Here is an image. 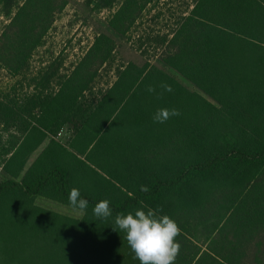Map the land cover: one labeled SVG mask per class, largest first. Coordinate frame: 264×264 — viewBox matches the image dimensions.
<instances>
[{"label": "trees", "instance_id": "16d2710c", "mask_svg": "<svg viewBox=\"0 0 264 264\" xmlns=\"http://www.w3.org/2000/svg\"><path fill=\"white\" fill-rule=\"evenodd\" d=\"M159 1L85 4L96 12L115 7L106 23L127 40ZM190 1L174 30L155 35L148 44L170 74L148 64L127 63L115 68V82L99 90L102 97L97 100L94 81L117 48L114 39L97 34L64 73V58L57 57L28 81L25 92L18 93L20 88L0 93V166L12 177L18 170L8 165L17 160L22 137L39 138L35 145L21 147L19 169L48 130L56 135L60 125L70 123L76 139L89 128L86 144L71 145L87 161L103 127L98 113L103 110L107 122L123 106L133 107L127 132L144 147L132 145L130 137L109 146L104 165L98 161L101 154L90 160L88 170L96 181L90 194L80 193L88 200L87 208L80 210L82 218L54 215L61 222L58 245L65 248L57 264H139L125 233L112 229L117 214L137 209L177 222L181 248L175 264H264V0ZM66 5L67 0H0V17L8 21L0 31V72L26 75ZM161 83L171 85L172 91L159 96ZM150 85L154 93L146 90ZM158 108L177 109L180 115L156 123L152 117ZM121 143L125 149L120 160L114 149ZM54 157L52 166L32 182L0 181V207L14 202L39 211L32 203L37 196L71 206L68 194L75 186L67 184V177L79 171ZM142 185L148 191H141ZM105 199L112 215L98 219L93 208ZM6 255L5 248L0 257Z\"/></svg>", "mask_w": 264, "mask_h": 264}, {"label": "rangeland", "instance_id": "374dc122", "mask_svg": "<svg viewBox=\"0 0 264 264\" xmlns=\"http://www.w3.org/2000/svg\"><path fill=\"white\" fill-rule=\"evenodd\" d=\"M187 5H191L190 0H160L151 13L144 15L140 26L134 32L129 33L130 40H126L124 37H119L112 32L106 23L108 15L115 10V7L110 12L107 10L96 12L94 7L85 4V0H67L65 9L56 18L52 30L46 37V45L40 48L31 59L26 75L12 77L6 72H0V93L4 94L12 89L20 90V88H22V91H18V93L25 92V90H28L26 86L28 81L33 77H38V71L44 68L48 61L57 57L64 58V65L61 69V73H64L65 68H69L87 51L97 34H105L111 37L115 40L117 46L112 60L99 71L94 81V93L99 98L97 100L102 97L99 90H105L107 86L109 87L115 82V68L124 66L127 63H133L140 67L148 64L149 66L161 68V70L170 74L171 71L163 67L157 59L158 51L148 47V44L150 38L155 35L166 34L174 30L176 19L180 13L185 11ZM156 14L159 15L156 16ZM6 24H8V21L0 17V31ZM147 39H149L148 42ZM140 45L141 47H139ZM178 80L183 86L191 89L182 79ZM29 90L32 92L33 89L30 88ZM89 99L86 98L85 102L89 103ZM132 114L133 107L128 105L123 106L111 115L107 122L105 121L106 114L104 111L101 110L98 113L99 120L97 121L103 122V127L96 142L89 148L92 150L94 146V150L90 154V160H98V154H101V160L98 161L104 165L106 157L103 158V155L107 150L109 151V146L130 137L134 138L132 145L137 143L140 145L139 147H144V142L137 141L134 133V136L128 133L131 129L129 123ZM86 128H88V125ZM88 129L84 131L85 136L82 135L75 139L76 131L73 129L72 124L65 123L60 125V129L54 137L65 144L68 141L71 145L79 144L83 146L89 141ZM47 133L52 134L49 130ZM30 142L31 139H28L25 148ZM119 145L118 148L114 149V156L119 157L121 160L125 148H123V143ZM67 146L73 153L75 152V155L78 154L75 146ZM108 151L106 152L107 155ZM59 158L64 160L61 156ZM90 160L87 161L90 162ZM76 172H78L77 175L80 178H82L84 172V179L86 185L89 182V188L88 185L87 188L90 190V186L96 180L90 176L89 170L85 169L82 172V169L77 167ZM5 174L0 166V181L6 179ZM97 184L99 183L97 182ZM103 186L104 181L101 182V187L103 188ZM32 200L33 205L40 208L39 211L32 212L27 205L23 207L21 204H15L14 202H6L3 207H0V255L3 254L5 248L7 253L5 259L0 257V264H57L61 260L60 257H63V249L65 248L63 244L58 245L60 240L57 239L59 235L57 229L61 222L54 215L75 219H80L83 216V213L76 208L71 211L61 208V205H50L46 200H44L45 202L35 201L34 198Z\"/></svg>", "mask_w": 264, "mask_h": 264}, {"label": "clouds", "instance_id": "9594fccd", "mask_svg": "<svg viewBox=\"0 0 264 264\" xmlns=\"http://www.w3.org/2000/svg\"><path fill=\"white\" fill-rule=\"evenodd\" d=\"M163 92H171L172 87L167 83H161ZM149 93H154L156 89L148 86ZM177 109L158 108L152 119L156 123H165L173 116H179ZM141 191H148L146 186H141ZM69 204L81 211L88 206V200L81 198L80 190L72 188L68 194ZM93 214L98 219L107 220L112 215L110 202L105 199L99 201L93 208ZM112 229L118 228L125 233V240L133 253V259L139 264H175L180 253L181 245L176 241V237L181 234L177 222L168 215H157L152 210L137 209L133 213L117 214Z\"/></svg>", "mask_w": 264, "mask_h": 264}, {"label": "crops", "instance_id": "0c3cea01", "mask_svg": "<svg viewBox=\"0 0 264 264\" xmlns=\"http://www.w3.org/2000/svg\"><path fill=\"white\" fill-rule=\"evenodd\" d=\"M9 134H14L13 132L9 133ZM55 135L53 134H48L45 133V136L43 138H41V142L38 143L37 147L34 149V151H32V153L29 155V157H27L25 159V162L22 165V168L19 169V165L20 163L24 160V153L21 152V147L25 144L29 138L27 137H22L19 141V156L17 158V160H15L14 162H11L8 166V168H10L11 170H13V172L16 170H18V175L16 177H12V174L9 173V171H5V176L7 179H14V181L16 182H21L23 179L27 178L29 182H32V179L35 175L39 174L40 172L46 170L51 162L54 160V156H56V158H59V156H61L64 161L62 160V162L60 161V163L62 165H66L67 163L71 165V167H74L73 164L76 167H79L80 169H82V172L84 171L83 169V164H85L87 166V169L89 167H91L90 163L88 161H85V156L79 154V152L77 151L78 154L75 155V152L73 153L72 150L68 149L69 146L71 144L66 141V144L62 141H59L57 138L54 137ZM8 135H4L3 136V142H5V140H7ZM38 134L36 136V138L31 139V142L28 143L27 146H31V145H35L36 144V140L38 139ZM38 141V140H37ZM79 146V145H77ZM59 155V156H58ZM70 155V156H69ZM54 157V158H53ZM73 157H76V161H74ZM100 156H98L99 158ZM7 160L10 158V155L6 157ZM60 159V158H59ZM79 163H78V162ZM83 163V164H82ZM52 166V164H51ZM68 167V166H67ZM66 167V168H67ZM90 176H91V172L89 171ZM93 178L95 177L92 176ZM84 172L82 173V178L78 177V176H70L67 177V184L72 186H75L74 188H78L80 190L81 194H85L87 195L89 193V182H88V188L84 179ZM35 180V179H34ZM34 200H41L44 201L46 200L47 202H49L50 205H61V208H65L68 210L73 211L75 208H73L72 206H68L66 204L63 203H59L57 201H54L48 197H43V196H37L34 197ZM45 202V201H44ZM43 202V203H44Z\"/></svg>", "mask_w": 264, "mask_h": 264}]
</instances>
